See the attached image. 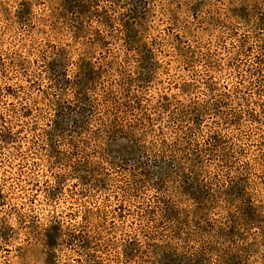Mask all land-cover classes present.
<instances>
[{
  "label": "clouds",
  "instance_id": "clouds-1",
  "mask_svg": "<svg viewBox=\"0 0 264 264\" xmlns=\"http://www.w3.org/2000/svg\"><path fill=\"white\" fill-rule=\"evenodd\" d=\"M9 247L0 264H264V0H0Z\"/></svg>",
  "mask_w": 264,
  "mask_h": 264
},
{
  "label": "rangeland",
  "instance_id": "rangeland-1",
  "mask_svg": "<svg viewBox=\"0 0 264 264\" xmlns=\"http://www.w3.org/2000/svg\"><path fill=\"white\" fill-rule=\"evenodd\" d=\"M78 10H79V9H74V11H78ZM126 36L128 37L129 40L134 39L135 36H136L135 29L131 26V22H129V29H128V32L126 33ZM126 42H127V41H126ZM130 50H131V49H130ZM62 51H63V50H62ZM249 51H251V49H249ZM49 67L51 68V65H50ZM169 70H170V67H169ZM185 71H187V69H185ZM167 74H168L167 72L164 73L165 76H167ZM81 75H82V77H85V78L89 75V73H88V69H87L86 66H84V67L81 69ZM92 75L94 76L95 74L92 73ZM160 83L162 84L163 81H161ZM225 87H226V86H225ZM178 88H179V85L175 86V88H173V89L171 90V96H175V94H176V90H177ZM165 98H166V99H170L171 97L168 96V95H166ZM67 99H68L69 101H71V100H75L76 97L70 95V96L67 97ZM168 107L170 108V107H171V104H168ZM66 108H67L68 110H71V109L73 108L72 103H66ZM25 115H28V113H25ZM145 147H146V146H145ZM124 171L127 172L128 169L125 168ZM136 171L140 173V176H141V177H143L144 179H147L146 177L143 176V171H142V170L137 169ZM74 187H77V190H78V186L74 185ZM185 191H186V192H187V191H190V189H189L188 186H187V181H186V183H185ZM113 199H120V198H119V197H113ZM127 204H128V201H127V200H124L122 203L116 205V207L113 209V211L115 212L117 218L123 220V219H125V217L128 216V207H127ZM0 250L4 251L5 254H8V255L11 254V248H10V247L7 248V249H0ZM97 254H98V255H105V256H106V253H104V252H99V253H97Z\"/></svg>",
  "mask_w": 264,
  "mask_h": 264
}]
</instances>
